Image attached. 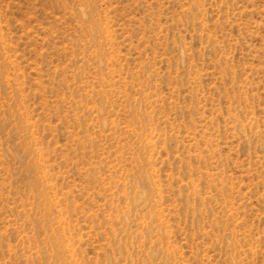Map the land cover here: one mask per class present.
<instances>
[{
	"label": "rangeland",
	"instance_id": "obj_1",
	"mask_svg": "<svg viewBox=\"0 0 264 264\" xmlns=\"http://www.w3.org/2000/svg\"><path fill=\"white\" fill-rule=\"evenodd\" d=\"M0 264H264V0H0Z\"/></svg>",
	"mask_w": 264,
	"mask_h": 264
}]
</instances>
